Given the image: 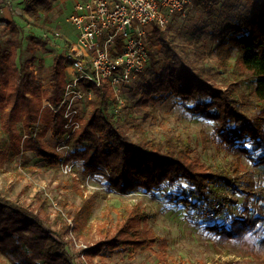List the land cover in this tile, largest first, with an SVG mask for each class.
I'll list each match as a JSON object with an SVG mask.
<instances>
[{
    "label": "trees",
    "instance_id": "obj_1",
    "mask_svg": "<svg viewBox=\"0 0 264 264\" xmlns=\"http://www.w3.org/2000/svg\"><path fill=\"white\" fill-rule=\"evenodd\" d=\"M54 2L25 0L24 20L51 31L47 18L42 19L40 14L51 11ZM195 2L202 16L211 18L209 26L201 31L198 27L178 28L172 21L165 29L157 24L151 29L150 42L147 40L150 63L143 72V82L134 88L138 105L155 116L159 105L175 99L211 121V139L219 147L250 155L247 143L251 142L258 152L250 158L264 165V0H247L243 8L239 0H223L221 6L220 0ZM29 15L35 18L29 19ZM54 33L64 38L60 32ZM184 33L192 35L190 41L197 60H189L175 41ZM202 33L208 34L215 45L210 50L201 38ZM24 34V25L0 20V166L19 160L26 167L25 153L33 152L44 160L47 169L60 172L61 153L48 146L45 137L50 132L53 139L62 138L66 134L65 119L62 110L55 111L43 104L49 100L52 106H57L62 100L70 58L54 57L48 84L44 86L35 66V55L24 56ZM64 41L69 47L71 40ZM158 44L162 57L154 60L153 48ZM27 48L33 52L36 46L30 43ZM206 52L215 58L214 64L206 63ZM219 73L226 75L221 83L216 78ZM84 81L92 88L93 96L86 101L80 128L66 141L67 163L81 165L85 175L103 174L109 188L121 194L134 191L155 194L185 181L191 195L184 199L172 197L184 201L200 216L216 219L221 213L228 215L229 225L215 221L211 226L223 241L264 228V191H256L255 183L244 181L240 162L231 167L212 164L196 153L190 136L153 135L143 123L136 122L134 115L111 111L120 101L109 79L100 85ZM245 86L251 87V91L246 92ZM249 105L256 112L248 110ZM205 137L208 142V136ZM243 184L249 188H242ZM231 190L245 195L241 204L243 215L232 212L238 197L232 196ZM81 196L80 208L71 215L73 227L59 208L56 221L61 226L53 229L52 196L38 192L24 205L20 197L11 199L0 194L1 253L12 264H86L70 252L71 238H66L70 230L88 243L86 255L91 264L97 257L99 264H109L107 258L114 254L133 259L144 252L155 253L161 264H187L185 260L171 258L166 241L152 226L147 210L124 202L117 205L107 198L102 221L95 231L89 227L92 199L83 192ZM215 201L222 202L223 209L210 215L201 210ZM259 247L264 251V237Z\"/></svg>",
    "mask_w": 264,
    "mask_h": 264
},
{
    "label": "rangeland",
    "instance_id": "obj_2",
    "mask_svg": "<svg viewBox=\"0 0 264 264\" xmlns=\"http://www.w3.org/2000/svg\"><path fill=\"white\" fill-rule=\"evenodd\" d=\"M77 1L79 0H55L51 11H43L40 14L42 19L47 18V26L52 29L51 31L36 28L27 24L25 20L23 21L26 44L24 56L28 58L35 55V66L38 68V76L43 85L48 84L54 57L63 56L67 52V45L63 40L65 38L71 41L76 39V27L69 19ZM239 1L241 8H243L247 0ZM222 2L223 0H220L218 5L221 6ZM28 17L29 19L35 18L34 15ZM169 21H172L178 28L181 26L188 29L198 27L200 30L207 25L209 26L211 18L207 15L202 16L195 2L187 17L173 14ZM151 29L147 32L148 36L146 35L148 42H150ZM56 31L60 32L64 38L57 37L54 33ZM201 35L208 50L215 46L208 34L202 33ZM191 36V34L184 33L178 35L175 41L181 51L192 61L197 60V57L193 52V45L190 41L193 40ZM193 37L195 38L196 34ZM30 43L36 46L33 52H30L27 48ZM159 50H161V46L159 44L155 45L153 48L154 60L162 57V52H159ZM233 60H235V57H233ZM205 61L214 64L215 58L206 52ZM225 76V74L219 73L216 76L217 81L221 83ZM134 88H136L134 83L124 87L121 97L125 104L123 106L119 105L115 109L111 108L112 112L123 116L134 115L137 123H143L147 131L160 138L167 133L190 136L194 141L196 153L204 160L227 167H231L236 161L240 162L244 181L255 183L254 188L256 191H264V165H259L250 158V155L255 156L258 152L255 147L251 146V142L247 143L251 152L250 155H247L246 152L240 153L238 149L219 147L211 139V121L201 113L191 112L181 102L171 99L159 105L154 116L148 108L138 105V97L134 94ZM245 90L250 92L251 87L245 86ZM246 108L256 112L251 105L246 106ZM132 132L131 129L130 133ZM206 135L209 138L208 142L205 141ZM45 142L50 147H56L57 145V140L52 138L50 132L46 134ZM24 159L27 161L26 167L21 165L19 160L12 165L5 163L0 166V194L11 199L20 197V202L24 205H28L32 197L38 192H44L52 196L55 203L54 207L52 206L50 227L53 229L61 226L56 221V210L59 208L66 213L67 220L73 227L71 215L80 208L82 204L81 192H83L88 198L91 197L92 199L90 203L93 210L89 220L91 229L95 230L97 224L102 221V212L106 208L107 198H110L117 205L124 202L131 206H140V208L150 212L151 224L156 232L164 237L171 258L185 260L187 264H198L200 262L264 264V251L259 249L260 242L264 237V228H259L242 238L223 241L219 234L212 230L211 226L215 221L229 225L231 221L227 217L228 215L225 216L221 213L216 219L200 216L192 207H187L184 201L172 197V195H178L184 199L183 197L191 195L190 187L185 181L177 182L155 194L142 191L121 194L109 188L103 174H98V176L85 175L81 165L76 164L70 173H65L62 170L55 172L47 169L44 160L35 156L33 152H26ZM241 187L249 188L246 187V184L241 185ZM234 192L230 191L232 196L238 197V203L233 206L232 212L243 215L241 204L244 202L245 195L239 191ZM67 235L66 238H71L70 252L75 257L77 256L81 262L91 264V260L86 255L88 248L83 246V244L88 245V243L79 237L76 231L71 232L69 230ZM155 250L159 251V247H155ZM107 259L109 264H161L153 252L140 253L133 259H124L122 254H114ZM0 264H12L10 258L1 251ZM94 264H99L98 257L94 259Z\"/></svg>",
    "mask_w": 264,
    "mask_h": 264
},
{
    "label": "built area",
    "instance_id": "obj_3",
    "mask_svg": "<svg viewBox=\"0 0 264 264\" xmlns=\"http://www.w3.org/2000/svg\"><path fill=\"white\" fill-rule=\"evenodd\" d=\"M196 0H79L74 5L70 22L77 35L71 41L64 56L70 58L66 68V86L62 100L52 106L44 100V106L62 110L66 134L57 141L61 153L62 171L70 173L75 163H67L69 150L67 139L82 124L85 104L93 96L91 87L84 80L100 85L109 79L124 105L121 93L126 85L143 82V72L150 63V51L146 35L155 24L165 28L171 15L186 16ZM45 84L44 86H46ZM106 171V169H105ZM108 174V172H107ZM223 209V203L215 201L201 210L214 214ZM73 236V235H72ZM88 248L87 244H83ZM84 256V254H83Z\"/></svg>",
    "mask_w": 264,
    "mask_h": 264
},
{
    "label": "crops",
    "instance_id": "obj_4",
    "mask_svg": "<svg viewBox=\"0 0 264 264\" xmlns=\"http://www.w3.org/2000/svg\"><path fill=\"white\" fill-rule=\"evenodd\" d=\"M22 2L23 0H0V20H14L23 25L25 2Z\"/></svg>",
    "mask_w": 264,
    "mask_h": 264
}]
</instances>
